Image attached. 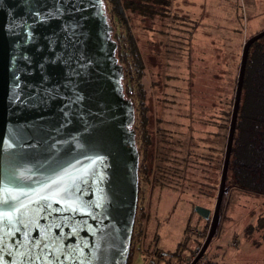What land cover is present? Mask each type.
<instances>
[{
	"label": "water",
	"instance_id": "obj_1",
	"mask_svg": "<svg viewBox=\"0 0 264 264\" xmlns=\"http://www.w3.org/2000/svg\"><path fill=\"white\" fill-rule=\"evenodd\" d=\"M102 0H0V264H128L140 192L135 108ZM243 51L220 207L241 101ZM23 205V207H21Z\"/></svg>",
	"mask_w": 264,
	"mask_h": 264
},
{
	"label": "trees",
	"instance_id": "obj_2",
	"mask_svg": "<svg viewBox=\"0 0 264 264\" xmlns=\"http://www.w3.org/2000/svg\"><path fill=\"white\" fill-rule=\"evenodd\" d=\"M234 1L239 9L236 36L197 42L196 32L205 22L191 20L185 25L181 14L172 11L173 0H102L108 23L121 29L115 32V38L111 33V38L117 42V62L123 65L122 91L135 108L132 128L141 154L140 193L132 238L138 236L139 240L142 236L146 250L153 253V264L170 263L167 256L182 258L189 235L173 252L158 247V234L150 240L148 225L154 221L151 211L146 214L145 206H140L142 183L147 191L168 189L181 197L189 196L191 202L212 196L217 201L243 51L249 40L242 44L243 14L238 0ZM153 19L158 20L159 27L154 26ZM138 20L153 35L158 32L166 36L160 39L165 48L164 67L168 64L165 52L174 51L171 33L188 35L184 39L187 44H180L169 61L179 69L185 64V71H158L160 78L171 80L167 89L168 84L161 87L159 95L154 93L161 82L150 80L147 85L143 80L146 64L134 31L135 26L141 27ZM225 189L216 234L231 191L264 196V35L248 51ZM138 215L142 221L136 226ZM139 248L131 243L128 264H132Z\"/></svg>",
	"mask_w": 264,
	"mask_h": 264
},
{
	"label": "rangeland",
	"instance_id": "obj_3",
	"mask_svg": "<svg viewBox=\"0 0 264 264\" xmlns=\"http://www.w3.org/2000/svg\"><path fill=\"white\" fill-rule=\"evenodd\" d=\"M234 2V0H173L172 11L175 14H181L187 22L185 25H188L191 20H203L205 22L196 32L195 39L197 42L214 37L226 39L223 36H236L234 28L239 21L236 16L239 9ZM238 7L241 8L243 14L244 29L241 37L244 45L246 39L264 30V0H238ZM153 21L154 26L159 27L157 25L158 20L153 19ZM137 22L141 27L135 26L134 31L146 64L143 80L147 85H149L150 80L161 82L160 87H157L154 93L159 95L161 87L165 88V84H168L165 88L167 89L171 80L160 78L158 71L162 69L171 73L179 70L185 71V64L182 63V67L179 69L174 65L175 63L169 65V61L172 60L171 55L178 47H181L180 44L186 43L184 39L188 35L183 32L177 35L174 32L171 33L170 44L174 51L170 50V55L165 52L168 57L166 61L168 64L164 67L163 51L165 48L160 39L166 36L160 35L158 32L153 35L151 31L143 29V23H140L139 20ZM152 22L148 23L151 24ZM120 30V28L116 29L114 23L112 24L114 38L115 32ZM142 188L140 206H145L146 214L151 211L154 221L148 225L150 240L154 234H158V247L164 251L173 252L178 248V244L189 235V240L181 255L182 258L167 256L170 263L164 261L160 264H190L206 240L211 225V221L200 216L195 207L201 205L214 210L216 198L212 196L214 198H200L191 202L189 196L181 197L176 191L163 189V191L151 192L150 190L147 191L143 183ZM141 219L138 215L136 226L142 221ZM185 228H188L186 235ZM137 237L132 238L131 243L140 248L138 254L133 256L131 263L153 264V253L146 250L142 236L139 240ZM210 262L218 264H264V196L247 195L237 190L231 191L226 196L223 218L218 233L213 236L206 252L197 264Z\"/></svg>",
	"mask_w": 264,
	"mask_h": 264
},
{
	"label": "snow or ice",
	"instance_id": "obj_4",
	"mask_svg": "<svg viewBox=\"0 0 264 264\" xmlns=\"http://www.w3.org/2000/svg\"><path fill=\"white\" fill-rule=\"evenodd\" d=\"M21 207H23V205H21ZM30 264H31V262H30Z\"/></svg>",
	"mask_w": 264,
	"mask_h": 264
},
{
	"label": "built area",
	"instance_id": "obj_5",
	"mask_svg": "<svg viewBox=\"0 0 264 264\" xmlns=\"http://www.w3.org/2000/svg\"><path fill=\"white\" fill-rule=\"evenodd\" d=\"M207 238V237H206Z\"/></svg>",
	"mask_w": 264,
	"mask_h": 264
}]
</instances>
